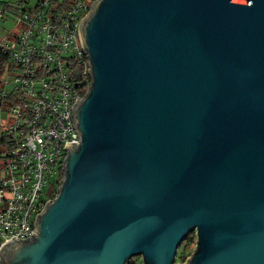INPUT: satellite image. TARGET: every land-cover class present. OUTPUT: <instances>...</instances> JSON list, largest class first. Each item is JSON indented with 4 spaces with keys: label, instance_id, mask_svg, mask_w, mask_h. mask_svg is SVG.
<instances>
[{
    "label": "water",
    "instance_id": "obj_1",
    "mask_svg": "<svg viewBox=\"0 0 264 264\" xmlns=\"http://www.w3.org/2000/svg\"><path fill=\"white\" fill-rule=\"evenodd\" d=\"M79 134L0 264H264V0H94Z\"/></svg>",
    "mask_w": 264,
    "mask_h": 264
},
{
    "label": "built area",
    "instance_id": "obj_2",
    "mask_svg": "<svg viewBox=\"0 0 264 264\" xmlns=\"http://www.w3.org/2000/svg\"><path fill=\"white\" fill-rule=\"evenodd\" d=\"M93 1L18 0L0 38V246L35 233L79 140L73 108L90 82L79 30Z\"/></svg>",
    "mask_w": 264,
    "mask_h": 264
},
{
    "label": "rangeland",
    "instance_id": "obj_3",
    "mask_svg": "<svg viewBox=\"0 0 264 264\" xmlns=\"http://www.w3.org/2000/svg\"><path fill=\"white\" fill-rule=\"evenodd\" d=\"M18 0H0V8L3 10L2 16H0V38H3L6 36V34L14 30L17 26V2ZM31 2H34V0H30ZM52 180V179H51ZM187 239V245L186 249L187 254H185V257L183 260H176V253L174 255L173 262L174 264H184L185 260L189 257L191 254L193 248L195 247L196 242V235L194 230H190ZM189 251V252H188ZM128 264H142L141 257L138 254L132 255L129 258Z\"/></svg>",
    "mask_w": 264,
    "mask_h": 264
},
{
    "label": "trees",
    "instance_id": "obj_4",
    "mask_svg": "<svg viewBox=\"0 0 264 264\" xmlns=\"http://www.w3.org/2000/svg\"><path fill=\"white\" fill-rule=\"evenodd\" d=\"M2 16V15H0ZM78 69V65L76 66V70ZM83 84V83H82ZM1 142V139H0ZM188 236L189 233H187L181 240V242L179 243L178 247H177V251H176V260H183V258L185 257V254H187V250L186 249V245H187V239L189 238ZM189 252V251H188ZM129 260L127 261L128 264Z\"/></svg>",
    "mask_w": 264,
    "mask_h": 264
}]
</instances>
